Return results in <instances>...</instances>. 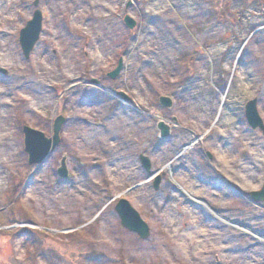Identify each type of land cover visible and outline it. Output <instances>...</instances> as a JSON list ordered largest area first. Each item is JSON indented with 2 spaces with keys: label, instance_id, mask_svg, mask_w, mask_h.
<instances>
[{
  "label": "rangeland",
  "instance_id": "rangeland-1",
  "mask_svg": "<svg viewBox=\"0 0 264 264\" xmlns=\"http://www.w3.org/2000/svg\"><path fill=\"white\" fill-rule=\"evenodd\" d=\"M33 1L0 0V263L264 264V201L249 195L264 133L244 108L256 98L264 124V0ZM35 9L26 57L18 35ZM37 63L51 74L28 89ZM59 114V143L28 164L21 125L49 136ZM119 198L147 238L121 225Z\"/></svg>",
  "mask_w": 264,
  "mask_h": 264
},
{
  "label": "water",
  "instance_id": "water-1",
  "mask_svg": "<svg viewBox=\"0 0 264 264\" xmlns=\"http://www.w3.org/2000/svg\"><path fill=\"white\" fill-rule=\"evenodd\" d=\"M37 5V0L34 1ZM41 11L35 9L32 18L28 20L25 25L19 31V43L24 55L27 57L34 42L39 37V32L41 29ZM123 21L127 27L133 29L135 26V20L128 14L124 15ZM122 67L121 59H118L116 67L107 73L110 78H114L118 75ZM1 71L5 72L4 68H0ZM120 94L129 99L123 92ZM158 103L160 106L165 108H171L172 99L167 95H160L158 97ZM245 117L248 124L252 128H259L264 133V124L257 111L256 98L250 99L245 103ZM174 122L173 125L177 124V118L172 116ZM64 121V117L59 114L55 117L52 125V134L46 136L42 131L32 128L27 125H23V147L24 151L27 153L28 164L40 163L42 162L49 152L59 143L60 141V128ZM171 126L169 123L158 120L156 128L158 130V137L160 139H165L170 135ZM208 157L211 154L208 153ZM141 163L146 171L150 168V161L147 156L140 154L139 156ZM57 175L62 179L69 178V171L66 163V155L63 154L59 160V165L56 168ZM160 180V175H157L154 180V188H158V182ZM252 200L254 201H264V182L260 189L253 190L249 192ZM115 211L117 212L120 223L126 229L137 233L140 238H147L149 235V226L141 218L138 211L129 203L125 198H120L115 204Z\"/></svg>",
  "mask_w": 264,
  "mask_h": 264
},
{
  "label": "bare ground",
  "instance_id": "bare-ground-1",
  "mask_svg": "<svg viewBox=\"0 0 264 264\" xmlns=\"http://www.w3.org/2000/svg\"><path fill=\"white\" fill-rule=\"evenodd\" d=\"M51 74V71H49L45 66H43L40 63L36 64V67H34V70L30 72L29 79H24V84L26 85V88L35 90L37 87L42 85V79L43 77H47ZM58 75V74H57ZM63 75V73L59 74V76ZM17 78V76H15ZM19 84V81L17 79V85ZM5 95V92L0 91V98H2ZM236 141H238V137L236 134V137H233Z\"/></svg>",
  "mask_w": 264,
  "mask_h": 264
},
{
  "label": "trees",
  "instance_id": "trees-1",
  "mask_svg": "<svg viewBox=\"0 0 264 264\" xmlns=\"http://www.w3.org/2000/svg\"><path fill=\"white\" fill-rule=\"evenodd\" d=\"M129 33H132V31H129ZM13 192V191H12ZM0 264H2V263H0Z\"/></svg>",
  "mask_w": 264,
  "mask_h": 264
}]
</instances>
